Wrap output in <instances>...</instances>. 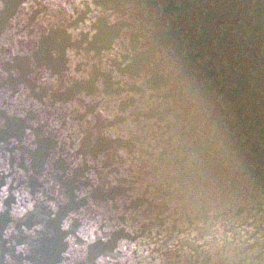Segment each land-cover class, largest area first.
I'll use <instances>...</instances> for the list:
<instances>
[{"label": "water", "instance_id": "95a60500", "mask_svg": "<svg viewBox=\"0 0 264 264\" xmlns=\"http://www.w3.org/2000/svg\"><path fill=\"white\" fill-rule=\"evenodd\" d=\"M0 264H264V0H0Z\"/></svg>", "mask_w": 264, "mask_h": 264}]
</instances>
